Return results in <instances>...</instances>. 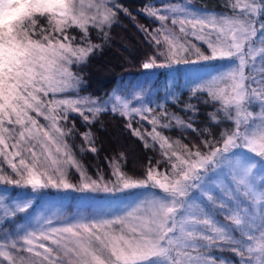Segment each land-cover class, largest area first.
I'll use <instances>...</instances> for the list:
<instances>
[{"label": "snow or ice", "instance_id": "1", "mask_svg": "<svg viewBox=\"0 0 264 264\" xmlns=\"http://www.w3.org/2000/svg\"><path fill=\"white\" fill-rule=\"evenodd\" d=\"M261 3L264 4V0ZM257 7L259 5L254 2L245 4L241 18L235 19H217L214 15L200 17L188 13L179 20L180 32L203 40L211 49V55L201 52L195 45L181 44L174 35L169 34L164 37L170 46L168 53L154 54L141 65L142 69L150 70L217 58L238 60V65L211 82L218 84L221 80H230L231 83L224 88L209 90L213 100L223 103L226 119H234L232 109H235L236 130L223 134L220 140H205L202 146H195L194 151L185 146L183 155L173 151L167 159L170 170L169 174L163 175V182L158 178L159 174L154 175L150 169L147 179L152 182V187L163 191V197L142 199L131 210H126L124 215H116L112 219L103 218V214L88 216L80 213L71 217L60 216L61 226L58 227L51 226V220H46L44 225L33 230L22 229L20 240L23 243L19 248L16 240L0 244V257H3L0 264L4 261L17 264L11 252L3 250L5 248L15 250L17 255L22 251H35L37 257L42 256L45 260L57 252L60 258L56 264H208L207 260L193 254L197 248L206 247L196 243L197 237L207 241L215 239L201 229V226H211L212 221L198 218L193 211L195 205L192 200L196 190L207 194L217 170L225 169L237 185L248 192L252 190L256 164L246 163L241 158L233 159L236 149H247L264 162V72L259 76L253 74L257 58L264 57V46L256 47L252 39L259 37L264 45V25L257 30L249 20L243 18L248 12L255 13ZM93 8L96 11L88 15L83 0H0V146H3L0 155L8 160L12 171L19 177L5 176L0 180L8 184L30 185L33 193L53 189L61 195L68 192L80 195L117 193L147 186L146 181H132L118 169L114 173L117 176L115 184L102 185L90 179L69 154L66 137L71 130L66 132L59 126L60 120L68 119V109L78 111L75 107L78 102L68 99L53 101L55 108L49 106L45 112V104L38 95L43 92L46 96L49 91L55 93L77 87L81 78L74 74L70 66L83 62L99 47L91 43L81 46L68 35L69 27L74 25L82 29L85 33L83 39L86 40L89 24L103 32L105 25L115 21L119 11L127 12L118 3L108 6L107 0L90 3L87 11L91 12ZM172 11L185 10L173 8ZM150 14L157 15L154 11ZM40 18H44L47 24L41 26ZM157 18L160 21L166 19L164 15ZM172 23L175 25L177 21L173 19ZM189 25L192 29L190 33ZM209 25L211 30L206 32ZM228 33H231L230 40ZM149 36L158 46L161 44L155 35L149 33ZM161 56L165 60L163 63L158 62ZM192 56L196 59H191ZM249 61L250 71L246 76L245 66ZM203 87L197 85L192 92L195 94ZM252 99L258 100L261 107V112L255 118L254 113L247 111L245 106ZM61 105L64 106L61 109L63 115L56 112ZM95 111L99 112L100 109ZM133 111L139 110L133 108ZM30 112L43 115L49 123L39 124ZM242 113L244 116L240 119ZM84 119L88 121L89 118L85 115ZM150 122L155 124L158 120L154 118ZM242 123L246 125L243 131L240 130ZM187 127L192 128V124L189 123ZM133 134L136 135V131ZM82 136L90 145L89 150L95 152L90 136L87 133ZM9 138L14 141L11 145L7 143ZM37 147L47 154L46 159L51 160V166L40 160ZM53 148L55 153L66 156V163L80 172L79 184L71 183L67 168L52 158ZM26 153H30L29 162H26ZM10 155L21 157L19 166L8 159ZM172 157H175V161ZM40 168L45 171L38 175ZM30 203L16 204L15 209L6 214L23 213ZM244 211L237 206V215L233 217L235 225L243 233L240 239L225 233L223 228L212 230L221 241L232 246L233 252L240 255V264H254V260L256 264H264V221L252 227L246 222ZM246 253H259L260 256L249 255L248 259H244ZM221 264L227 262L222 260Z\"/></svg>", "mask_w": 264, "mask_h": 264}, {"label": "rangeland", "instance_id": "2", "mask_svg": "<svg viewBox=\"0 0 264 264\" xmlns=\"http://www.w3.org/2000/svg\"><path fill=\"white\" fill-rule=\"evenodd\" d=\"M77 2H79V0H77ZM98 2L99 0H83L86 14H93L96 9L93 8L91 12H88V5L90 3L95 4ZM111 2L112 0H107V5L111 4ZM253 2L256 5H259L256 12H248L243 16V18L249 20L251 22V26L259 30L261 25H264V4L261 3V0H235L234 6L237 11L233 15L216 14L213 12L204 11L195 8L194 6H190L183 1L175 2L174 4H170V6H166L165 8L158 10L152 9L150 12L148 11V18L155 24L156 27L152 34L161 41V44L158 46L155 43V40L152 39L157 46L156 55L159 56L161 52L165 54L168 53L170 46L165 41L164 37L169 34L174 35L179 43L195 45L200 49L201 52L211 55V49L208 48L207 43H205L203 40H199L196 36L190 34L185 36L180 32L181 25L179 24V20L184 19L188 13H195L200 17L214 15L217 19L222 17L228 19L241 18V13L245 4H250ZM173 8L184 9L185 11L173 12ZM153 11L156 12V16L150 14ZM160 15H164L166 19L164 21H160L157 18ZM260 18H263V20L260 21ZM173 19L177 21L175 25L172 23ZM89 25L95 26L93 24ZM111 25L112 24L105 25L103 31L106 33V30ZM187 28L188 32L190 33L192 31L191 26L189 25ZM210 30L211 25L205 29L206 32ZM230 37L231 33H228L229 40ZM252 39L256 42V47L264 46L261 44L259 37H253ZM191 59L195 60L196 57L192 56ZM158 62H165L164 57L161 56ZM238 63V60L234 59L217 58L196 63H176L167 67L154 68L150 70L142 69V73L134 78L133 81L126 82L127 84L129 83L128 87H119L111 94L109 98L111 102L108 104L113 103L128 113H143L146 116V119L148 120L147 124L144 122V125L142 120H138L142 123V125H144L142 127L143 131L134 130L132 127L130 128L132 133L136 131L137 134L135 136L143 139L147 146L151 148L155 146L159 149V152L162 155V160L159 161L160 163L155 164V166L150 169L153 170L154 175L159 174L158 178H161L162 182L163 175L169 174L170 170V164L167 163L168 157L171 156L173 151L183 155L185 152V146L180 141L172 140L163 134V128H168V124L173 122L171 118L172 116H166L165 119L167 121H165L166 123L163 122L160 113H154V109L152 107L153 103L156 104L155 101L157 100L155 109L159 108L158 103H163L164 98L170 97L172 94H179L181 90H187L194 94L192 92L194 87H197V85H204V87L199 89V91L204 90L207 93V99L217 105L210 116L212 123L218 126L219 132L217 136H214L210 131L204 130L205 133L201 136V145H203L205 140H220L223 134L229 132L230 130H236L235 109H232V115L234 119H226L224 115L225 109L223 103L220 100H213L209 95V90L224 88L227 84H230V80H221L218 84H213L211 82L213 81V78H219L228 72L234 65H238ZM250 63L251 61H249L245 66L246 76L250 71ZM79 64H73L70 67ZM261 72H264V57L257 58L256 67L253 71V74L259 76ZM40 98L45 104V108L43 109L45 112L48 111L49 106L55 108L53 101L64 99L77 101L78 103H76L75 107L78 109V111L76 113H84L83 115L88 116L89 119L94 118L98 114V112L95 111L96 109H101L107 105L105 104V101L98 102L89 97L80 96L77 92V87L68 88L62 92L53 93L49 91L46 96L43 92H41ZM46 99L48 100L46 101ZM125 105H127V107H125ZM245 106L247 111L254 113L253 118H255V116L261 112L260 102L258 100L252 99L246 102ZM63 108L64 106L61 105L59 109H56V112H59L61 115H63V112L61 111ZM133 108L139 111L134 112ZM145 109H150V111H144ZM69 110L70 109L67 111ZM31 113V116L36 118L39 124L47 125L49 123V121L44 120L43 115L37 116L35 112ZM243 116L244 113L241 114L240 119H243ZM129 118L131 122L133 118ZM154 118H157L158 120V122L155 124L150 122ZM60 121L59 126H61ZM245 127L246 125L242 123L240 130L243 131ZM157 133H159V136H157ZM165 141H167V143H165ZM13 142L14 141L12 139H7V143L9 145H11ZM161 145H163V147H161ZM2 147L3 146H0V148ZM187 148L192 149L193 151L195 150V147ZM9 151H11V148H9ZM37 151L40 153V160L46 161V163L51 166V160L46 159L47 154L43 153L39 147H37ZM69 154L72 155L73 159L78 162L79 166L86 173L85 169L73 155L70 149ZM20 158L21 157H15L12 155L8 157L9 160H12L18 166ZM25 158L26 162H29L28 158H30V153H26ZM52 158L58 160L60 166L67 168L68 179L71 183H80V172L77 171L75 167H72L70 164L66 163V156H61L60 154L55 153L53 148ZM236 158H241V160L246 163L256 164V167L253 169V183L252 190L250 192H248V190L242 186L237 185L227 169L224 171L217 170L207 194L196 190L195 196L192 200V203L195 205L193 211L198 216V218H207L212 221L211 226H201V229L204 234L212 236L215 239L212 241H207L197 237L196 243L199 245H205L206 247L197 248L196 252L193 253L194 255H199L203 259L207 260L208 264H221L222 260L226 261L227 264H240V255L233 252L231 250L232 246L227 242L221 241L218 237V234L212 230L213 228H223L225 233L231 234L235 239H240L243 233L241 232L239 226L235 225L233 219V217L237 215V206L245 210L244 218L246 219L247 223L252 225V227H256L262 221H264V162H262L261 158L256 156L255 153H251L247 149L234 150L233 159ZM172 160L175 161V157H172ZM160 164L163 165L162 168H159ZM117 169L120 173H122L119 166L113 164L111 180H106L100 176L98 179H96V181L101 182L102 185L115 184L117 176L114 173L117 171ZM44 171L45 170L43 168H40L37 174L40 175ZM5 176L8 178L19 179V177L16 176V173L12 171L8 160H5L4 156L0 155V177ZM147 177L148 173L144 180L130 178L132 181H146V187L125 190L117 193L98 192L94 194L88 193L85 195L72 192L61 195L53 189L40 190L39 192L33 193L30 185L8 184L4 180H0V225H2V227H0V244L10 243L11 241L16 240L18 242L19 248L23 243L22 240H20V237L23 235L22 229L33 230L34 228L44 225L46 220H51V226L58 227L61 226V220L59 219L60 216L71 217L80 213L88 216L93 214H103V218L112 219L116 215H124L126 210H131V208L137 205L142 199L163 197V191L158 187H152V182L148 181ZM43 178L44 177L42 176V179ZM245 192H248V194L245 195ZM209 196L212 197L211 200L208 199ZM28 201H31V203L25 212H15L14 215L6 214L8 212H12L15 209L16 204L22 205ZM226 204L232 206L231 208L233 210H230L231 212L226 207ZM215 214L221 215L227 222H229V225L226 222L225 224H221L220 221L215 217ZM116 227L119 228L118 225ZM256 235L259 236V232H257ZM3 250L10 251L17 264H56V260L60 258V254L57 252H53L49 260H45L42 256L37 257L35 255V251L31 253L22 251L19 255H17L15 250H10L7 248ZM40 251L42 252L43 250L41 249ZM249 255L254 257L260 256L259 253H246L244 259H248ZM0 261H3V257H0ZM3 264H8V262L4 261ZM254 264H256L255 260Z\"/></svg>", "mask_w": 264, "mask_h": 264}, {"label": "trees", "instance_id": "3", "mask_svg": "<svg viewBox=\"0 0 264 264\" xmlns=\"http://www.w3.org/2000/svg\"><path fill=\"white\" fill-rule=\"evenodd\" d=\"M180 1L216 14L233 15L237 11L234 7L235 0H112L108 6L118 3L127 12L121 10L117 13L115 21L106 30L107 35L89 25L85 40L82 29L74 25L67 29L68 35L74 37L81 46L85 43L99 45L83 63L72 66L71 70L81 78L77 86L80 96L98 102L105 101L107 105L88 121H85L84 113L70 110L68 119L60 121L64 131L71 130L66 139L70 151L92 180L100 176L111 180L113 164L119 166L124 176L144 180L149 169L162 160L159 149L147 146L129 127L131 125L134 130L143 131L144 122L147 124L148 121L146 116L143 113L125 112L119 106L108 103L111 102V94L119 87H128L129 83L126 82L133 81L142 73V63L157 54V46L149 36L156 27L148 18V11L165 8ZM259 20L262 21L263 18ZM39 23L44 26L47 21L40 18ZM207 98L204 90H198L196 94L181 90L179 94L164 98L163 103H158L159 108L155 109L156 100V104L152 105L154 113H160L163 122L167 121L166 116H172L173 120L168 128H163V134L187 147L202 146L201 136L205 133L204 130L217 136L218 126L212 123L210 116L217 105ZM113 109L116 111L113 112ZM129 117L133 118L131 122ZM138 120H142L144 125ZM189 123L192 128L187 127ZM85 133L90 136L95 152L89 150L90 145L82 136ZM162 166L160 164L159 168ZM226 207L229 211L233 210L229 204ZM215 217L221 224L226 222L229 225L221 215L215 214Z\"/></svg>", "mask_w": 264, "mask_h": 264}]
</instances>
